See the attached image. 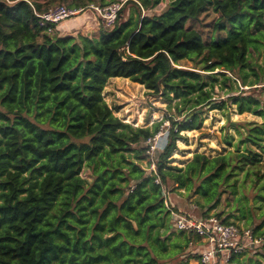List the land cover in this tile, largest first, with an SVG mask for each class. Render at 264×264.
<instances>
[{
	"label": "trees",
	"instance_id": "trees-1",
	"mask_svg": "<svg viewBox=\"0 0 264 264\" xmlns=\"http://www.w3.org/2000/svg\"><path fill=\"white\" fill-rule=\"evenodd\" d=\"M119 1L0 0V264L199 261L188 251L201 237L174 228L173 213L182 214L168 204L174 193L194 199L195 220L239 226L223 211L211 214L223 196L233 198L235 218L264 236V212L256 223L260 208L243 192L251 179L264 201V102L248 94L264 84V69L250 59L264 47V0H168L160 14L165 0H126L97 37L69 33L63 22L43 27L38 17L57 2L84 12ZM209 10L217 36L206 42L188 24ZM116 78L160 96L174 114L149 127L125 123L103 95ZM216 90L227 100L216 102ZM227 106L263 123H248L236 145L226 138L234 151L173 166L181 134L202 128L206 108ZM165 129L152 158L148 142ZM262 251L254 264H264V243ZM244 253L228 264H241Z\"/></svg>",
	"mask_w": 264,
	"mask_h": 264
},
{
	"label": "rangeland",
	"instance_id": "rangeland-1",
	"mask_svg": "<svg viewBox=\"0 0 264 264\" xmlns=\"http://www.w3.org/2000/svg\"><path fill=\"white\" fill-rule=\"evenodd\" d=\"M168 3V0L163 1L155 10L154 13L160 14ZM55 4H60L59 2ZM218 15L209 10L207 13L203 14L200 19L196 22H191L188 24L189 27L200 31L203 34L204 40L208 42L210 37L217 36V33H213V28ZM92 20V21H90ZM69 33L80 32L82 34H89L91 30V23H97V28L100 24V19L94 14L92 10H86L79 13L75 17L65 21ZM90 25V26H89ZM78 30V31H77ZM99 30V29H98ZM94 33V32H93ZM91 33L95 35L96 33ZM98 33L96 34V37ZM251 61H255L257 66H261L264 69V47L261 49L260 53H253L250 56ZM187 67H192L190 63H183ZM264 88V84L259 86ZM261 88L258 91H251L248 94H254L261 98L264 102V92H261ZM247 89V88H246ZM215 98L216 102L221 103L227 100V96L223 92L216 90ZM104 98L107 104L115 112V115L122 119L125 123L132 124L135 127H149L153 123L159 122L169 115L174 114V110L170 109L169 103L156 94L149 93L143 86L132 83L129 80L116 78L111 80L105 88ZM205 113L202 115V128L195 131L183 132V140L178 141V150L172 156V165L183 167L185 166V160L187 158H192L196 153H203L210 157H215L220 154H226L234 151V148L229 147L225 144L226 138L234 137L233 145H236L239 140V131L246 132V125L248 123H263V118L256 116L251 113H244L240 115L235 106H227L224 110L206 108ZM165 128L169 127V123H165ZM235 128H238L237 130ZM160 141L158 145V150H162L165 146L168 137V130L165 129L159 133ZM244 147H241L243 150ZM155 154L150 155L152 158ZM264 159V157H263ZM148 161H144V167H147ZM151 170V167H150ZM83 178L89 179L88 171L83 172ZM243 178V175H241ZM251 179L246 182V189L243 192L246 194L245 201L250 203L251 207L260 208L255 210V220L256 223L260 222L259 214L264 212V201L257 199L253 189L249 188ZM258 189H260L258 187ZM193 200L186 196L185 194L174 193L168 197V204L181 212L189 216L195 215L200 217L201 213L195 209ZM240 204H236L233 198L227 197L226 195L222 197V201L219 207L213 211L211 214L216 212H225L223 219L232 217L231 222H236L240 227L244 228L246 221H238L235 216H240ZM250 229V228H248ZM206 250V246L201 242L200 244L194 245L188 252L193 256H200L203 251ZM262 245L257 246L253 250H248L245 252L241 258V264H254V261L262 259L259 254H261ZM263 261V260H261ZM197 259L193 260L191 264H197ZM199 264V263H198Z\"/></svg>",
	"mask_w": 264,
	"mask_h": 264
},
{
	"label": "built area",
	"instance_id": "built-area-1",
	"mask_svg": "<svg viewBox=\"0 0 264 264\" xmlns=\"http://www.w3.org/2000/svg\"><path fill=\"white\" fill-rule=\"evenodd\" d=\"M126 0L107 5L91 6V10L100 19L107 29L112 28L118 15L124 7ZM82 10H72L65 5H54L45 14L38 15L41 26L56 25L65 22ZM49 32H52L51 30ZM160 136L148 142L149 154L153 155L158 150ZM151 172L156 173L155 164H151ZM174 228L182 232H194L201 237L206 250L200 255L199 264H228L234 255L253 250L264 243L263 237H255L252 229H245L237 225L224 224L220 219L210 216L204 220H195L192 216L173 213Z\"/></svg>",
	"mask_w": 264,
	"mask_h": 264
},
{
	"label": "crops",
	"instance_id": "crops-1",
	"mask_svg": "<svg viewBox=\"0 0 264 264\" xmlns=\"http://www.w3.org/2000/svg\"><path fill=\"white\" fill-rule=\"evenodd\" d=\"M90 21H92V20H90ZM66 23H67V22H63V23L60 25V28H61V27L67 28ZM90 23H91V24H90L91 26H90V25H89V26L91 27V30H90L89 32H91V33L94 32V33H96V34L98 33V35H99V30H98V28H97V23H94V22H93V23L90 22ZM77 31H78V30H77ZM94 33H93V34H94ZM74 34H75V33H74ZM96 34L93 35V36L96 37ZM191 159H192V158H187V160H185L184 162L187 163V162H189ZM196 263L198 264V262H196Z\"/></svg>",
	"mask_w": 264,
	"mask_h": 264
}]
</instances>
